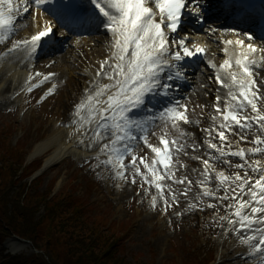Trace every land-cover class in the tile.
I'll return each mask as SVG.
<instances>
[{
    "label": "snow or ice",
    "instance_id": "6c2138e0",
    "mask_svg": "<svg viewBox=\"0 0 264 264\" xmlns=\"http://www.w3.org/2000/svg\"><path fill=\"white\" fill-rule=\"evenodd\" d=\"M31 2L39 7L51 0ZM87 2L98 9L99 16L105 18L103 27L111 33L113 63L105 62L101 65L103 71L98 73L107 77L111 83L92 82L85 97L75 106L73 118L68 125L72 129L70 137H76L85 150L99 145L98 152L92 157L96 161L92 165L94 169L111 171L116 178L122 180L127 178L126 174H130L132 184H136V177H140L141 188L148 185L144 189L146 194L153 186L156 190V195L151 198V205L155 207L157 200L163 199L166 209L172 203H178V200L175 194L171 198L164 195L165 184L168 180H173L176 184L184 182L173 177L170 144L179 145L177 152L184 151L190 137L181 128V122L192 123L187 114L188 106L183 102L187 97L177 98V93L181 92L180 85L190 79L185 61L204 53L202 48L195 45L190 47L187 36L181 38L179 31L185 15L203 22L207 0ZM238 2L243 6L244 0ZM28 3L29 0H20V4L24 5V12H28ZM225 3L231 6L233 0H225ZM19 11L20 6L14 4L13 0H0V38L13 32L14 13ZM58 11L62 26H84L95 22L97 18L95 11L84 10L83 0H61ZM51 31L49 25L31 36V43L18 42L12 51L21 48L34 51L42 38L48 37ZM226 43L238 45L243 50L235 59V71H227L232 64L229 59H225L219 66V69L226 70L225 75L222 77L219 70L216 74L219 88L212 105L214 112L210 114L212 126L202 129L207 137L204 144L208 158L203 159L201 179L198 182L205 187L196 199L203 201L204 197L215 198L221 205L225 200L229 201L226 210L234 211H230L229 215L219 216L218 220L228 222L229 231L238 234L240 244L249 248V256L257 258L256 264H264V164L260 160L250 162L249 156L260 154L264 157V147H261L264 145V94L260 93L264 83L257 85L254 79L253 70L260 61L249 59L251 54L257 52V48L251 43L245 47L243 40H228ZM227 51L225 49V53ZM52 75L50 73L48 77ZM55 87L53 85L48 94H53ZM221 89L224 90L223 93ZM157 96L166 98V103L159 109L148 106V98ZM141 109H145L148 115L143 118L131 115L135 110ZM161 123L170 126L177 136L173 141L162 136L159 143L163 147L148 143L150 128ZM226 132H231L233 136L239 135L242 140L252 135L256 146L242 148L237 145L236 150H232L233 145L225 135ZM217 138L218 142H213ZM138 140L150 148L153 158L149 160L133 154ZM191 146L197 147L195 141ZM128 157L131 160L125 163ZM229 157L239 158L241 163L233 165ZM216 164L243 170L244 175L241 176L239 171L230 176L224 171L213 175ZM140 165L143 166V171ZM213 183L215 188L207 186ZM168 189L171 191V185H168ZM221 189L224 195H216ZM194 210L195 204H189L185 209Z\"/></svg>",
    "mask_w": 264,
    "mask_h": 264
},
{
    "label": "rangeland",
    "instance_id": "374dc122",
    "mask_svg": "<svg viewBox=\"0 0 264 264\" xmlns=\"http://www.w3.org/2000/svg\"><path fill=\"white\" fill-rule=\"evenodd\" d=\"M81 40V38L77 39V41ZM70 47L67 44L59 54H63ZM36 83V81H30L26 87ZM58 84H63L64 87V80H61L60 83L58 81ZM51 85L46 84L42 86L43 88L38 87L26 97H22V88L15 97L9 100L7 98L0 99V129L7 130V138H10L9 144L23 140L26 152L29 153L34 144L51 129L53 122L61 118L54 111L55 98L61 90L54 97L46 92ZM76 100L70 99V103L76 102ZM196 114L200 116V109L192 108L190 116L195 117ZM181 128L185 131L183 127ZM161 131H166L172 138L177 139L174 130L161 123L148 133V143L153 144L156 134ZM135 151L138 156L145 157L147 145L139 142ZM39 158L38 160L43 162L44 157ZM191 158L189 147L173 157V177L182 179L184 182L176 184L173 180L167 181L166 188L168 189V185H171V191L167 190L166 197L171 198L175 194L178 203H172L170 207H167L165 218L158 219L157 212L148 210L141 201L140 192L143 188L140 186V177H136L137 183L132 184L130 176L126 194L121 201L117 200L113 186L106 184V174L102 168L94 169L92 167L96 161H92L89 170L86 171L85 168L79 166L83 161L77 162L74 157L64 159L40 174L39 181L41 183L38 189L48 192L49 187L53 184L54 191L64 190L84 203V218L87 220H101L98 218L101 217L106 219L108 225L113 224L122 228L118 231L121 234L118 247L122 248V254L129 258L132 256L133 259L151 264H196L197 261L201 262L199 264H236V258L230 260L233 254L228 246L230 244L228 243L229 237L218 244L215 238L218 237L220 231L206 232L207 227L215 222L210 224L212 216L209 213L208 217L204 216L205 219L202 220L204 212L200 210L199 206L202 201L196 199L199 195L196 188L198 183L196 184L191 174L188 173L190 172L189 168L187 171V167L193 163L198 167L199 158L194 161ZM189 204H195L196 210L186 212L185 209ZM2 225L0 221V227ZM215 228L212 226V229L215 230ZM114 234V237H119L116 232ZM3 245L7 251L4 252L5 254L26 252L22 255L29 260L35 259L32 258L35 256L34 250L30 249L27 244L21 245V241H6Z\"/></svg>",
    "mask_w": 264,
    "mask_h": 264
},
{
    "label": "bare ground",
    "instance_id": "6f19581e",
    "mask_svg": "<svg viewBox=\"0 0 264 264\" xmlns=\"http://www.w3.org/2000/svg\"><path fill=\"white\" fill-rule=\"evenodd\" d=\"M13 3L20 6V11L14 13L13 32L3 37V44L16 45L18 42L22 44L24 41L31 43V36L44 27L49 26V24H53L52 19L54 15L50 17V13L45 4L37 7L35 3L29 1L28 12H24V5L20 4V0H13ZM17 20H19V22H17ZM21 26H28V28L23 30L22 33H19L18 28ZM211 30L214 31L211 35L208 33H197L193 35V39H189L188 41L190 47L195 45L196 47L206 50L208 59L213 58L216 60V65L218 66L224 59H228L229 56H232L235 50L240 46L226 45L225 38L220 36L218 31H215L214 28H211ZM219 30L221 31V29ZM186 35L187 34H184L183 36ZM77 39L80 38H75L68 43L73 48L70 47V49L66 50L63 54L51 56L48 63L40 60V58L35 59L33 56L34 51L31 49L21 48L12 51L13 46H9L8 48L10 49H5V51H3L4 49H0V97H12L22 88L26 81H32L34 79H40L38 86H44L49 81H52V85L56 86L53 96L61 90L60 94L58 93L55 98L54 111L57 113V116L65 117L67 124L63 127H57L54 123L51 131L47 133L43 139L34 144L32 151L27 156L28 161L43 156L42 171L50 169L56 163L71 156H74L80 161L88 157V154L93 153L99 146L97 145L90 150H85L84 145L79 144L76 137H70L72 129L68 125L73 116L70 118L69 113L72 105L75 104L72 102L70 103V99H83L86 90L90 88V85L94 81H99L101 84L111 83L109 80H105L107 77L103 75L98 76L97 72L103 71L101 65L105 62L113 63L112 52L114 49L112 47V37L111 33L102 28L94 34H87L81 37V41H77ZM235 40L240 39L232 36V41ZM252 41L258 44L261 43L255 38H252ZM257 47H259V45H257ZM223 49H227V53H225ZM261 50L262 49H259L256 52V55L259 56L260 59L262 58ZM35 66L38 68L35 69ZM211 70L214 72L213 69ZM220 70L223 71L222 69ZM50 73L53 75L48 77ZM209 73L208 69L197 70L192 76L193 79L190 85L186 86L190 91L184 93V95L187 97L186 100H188L189 103L191 102L192 106L196 105V103L204 102V109H207L209 99L211 102V95H216L218 88L208 78ZM46 77L48 78L46 79ZM61 80H64V87L62 86L63 84H58V81L60 83ZM262 83H264V81ZM262 88L264 91V87ZM263 91H260V93L264 94ZM210 122V118L201 120L195 119L190 125H186L188 132L194 133V136L190 135L192 142H201L199 135L200 130L198 127L206 126L210 124ZM89 135H91L90 132ZM195 151L197 152L193 151L192 153L193 158L199 157L200 155L198 152L203 153L205 149L203 145L200 144L199 148H195ZM191 171L192 176H200V169L196 171V168L192 167ZM125 194L126 192L117 195L116 199L122 200ZM244 198L247 199V197ZM211 205L212 209L216 206V204ZM220 210H224L223 204ZM216 241L221 243L222 235H220ZM237 243L238 241L236 240V242L231 245L232 254H234L237 248ZM237 256L245 259L255 258L249 256V251H240Z\"/></svg>",
    "mask_w": 264,
    "mask_h": 264
},
{
    "label": "trees",
    "instance_id": "16d2710c",
    "mask_svg": "<svg viewBox=\"0 0 264 264\" xmlns=\"http://www.w3.org/2000/svg\"><path fill=\"white\" fill-rule=\"evenodd\" d=\"M0 148V234L15 233L43 251L35 259L2 256V264H149L119 255L115 227L104 229L105 220L89 221L79 200L64 191L51 197L40 192L38 182H22L25 171L15 152ZM72 200H71V199ZM43 209L44 213L37 217ZM35 260V263H33Z\"/></svg>",
    "mask_w": 264,
    "mask_h": 264
}]
</instances>
